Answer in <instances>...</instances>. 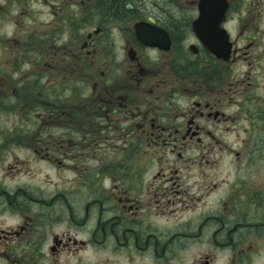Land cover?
<instances>
[{"label":"flooded vegetation","instance_id":"1","mask_svg":"<svg viewBox=\"0 0 264 264\" xmlns=\"http://www.w3.org/2000/svg\"><path fill=\"white\" fill-rule=\"evenodd\" d=\"M172 1L166 15L137 0H0L15 36L33 20L0 68L24 86L0 102H21L44 161L90 164L72 167L87 203L57 218L43 199L26 206L0 230L1 264H264V0H225L218 55L193 28L200 0ZM53 222L74 231L49 241Z\"/></svg>","mask_w":264,"mask_h":264},{"label":"rangeland","instance_id":"2","mask_svg":"<svg viewBox=\"0 0 264 264\" xmlns=\"http://www.w3.org/2000/svg\"><path fill=\"white\" fill-rule=\"evenodd\" d=\"M31 19H18L17 30L18 34L15 36L16 30L12 27L7 26L5 21H0V68L3 71H11L9 49L8 47L14 46H25L28 41L27 27H31ZM28 35V36H27ZM16 42H19L18 45ZM24 43V45H23ZM14 56H20V52L13 53ZM12 59V56H11ZM5 72L0 71V92L4 89L5 93L9 92L14 82L16 87L20 86L18 82V77L24 76V73L16 76L13 82L9 84L6 80H2L1 77L4 76ZM11 102H8V106L11 107ZM13 109L7 110V113L3 114L0 109V230L4 228H14L19 223V212L25 209L26 206H31L39 204L37 199H43L42 204L49 206L50 204L56 205L54 217L57 218L59 215H63L61 212V203L64 201L67 204L77 207L87 203L88 191L86 189H81L78 185V180L75 177V170H79V173L89 172L88 167L90 164L85 163V160L77 162V165L73 163L62 164H51L43 160L46 154L44 151V142L39 139L28 138V136H22L16 134V128L22 125L21 133H29L32 131L31 124H25L20 122V118H15ZM11 113V114H10ZM38 122L45 126L46 122H41L38 118ZM50 124V123H49ZM53 128V124L51 125ZM33 132V131H32ZM2 133L5 134L7 140L17 139L22 143L29 145L30 147H24L23 145H8V147H3L6 145L3 142ZM34 131L32 134H35ZM17 135V136H16ZM16 136V137H14ZM226 142L233 141L234 137L226 138ZM44 145V146H43ZM32 146V147H31ZM43 146V147H42ZM72 150H77V148H72ZM37 151L38 153H36ZM74 153V152H73ZM53 159H57L52 154H49ZM210 157H218L216 154ZM61 160H59L60 162ZM77 167L73 170L72 167ZM87 169V170H86ZM78 172V171H77ZM193 192H196L193 190ZM29 195L33 196L36 200L29 199ZM80 200V201H78ZM197 204L202 210V205L205 201L199 202ZM79 213H76L77 215ZM65 216V213H64ZM48 230L49 241L52 234H63L65 232H72L73 229L67 224H59L53 222ZM34 235V234H32ZM5 243L0 244V252H6ZM1 258V257H0ZM57 258L51 259L46 262V264H57ZM1 264V261H0Z\"/></svg>","mask_w":264,"mask_h":264},{"label":"water","instance_id":"3","mask_svg":"<svg viewBox=\"0 0 264 264\" xmlns=\"http://www.w3.org/2000/svg\"><path fill=\"white\" fill-rule=\"evenodd\" d=\"M226 9L227 3L225 0H200L199 17L193 25L202 43L217 55L218 51L216 49L223 45V39L227 41V34L221 28V22L223 21ZM137 31L139 34L140 28L138 26ZM215 40L219 41L216 42ZM228 48L229 46L227 45V51Z\"/></svg>","mask_w":264,"mask_h":264},{"label":"trees","instance_id":"4","mask_svg":"<svg viewBox=\"0 0 264 264\" xmlns=\"http://www.w3.org/2000/svg\"><path fill=\"white\" fill-rule=\"evenodd\" d=\"M137 2L140 4V5H143V4H146V5H154L155 4V7L157 10L163 12V14H171V13H174L175 12V6L173 4V1L172 0H137ZM119 5H121L119 2L118 3H115L114 6H113V9L116 8L118 9ZM112 9H110L109 11L106 10V12H111ZM115 11V9L113 10ZM112 11V12H113ZM24 85H20L19 87H23ZM25 91L27 90V87L26 88H23ZM6 102H0V106H1V109H2V113L5 114L6 112H3V111H7V108H9V104L8 102H11V107H10V110L13 109L14 111V116L15 118H20V122L21 123H26V117L23 116V114L21 113V110H20V106L19 104H21V102H19L17 99L14 100V99H5ZM24 111V110H22ZM22 129V125L17 127L16 128V134L18 135H22V136H26L28 133H21V130ZM33 199V200H36L35 198H33V196L29 195V199Z\"/></svg>","mask_w":264,"mask_h":264}]
</instances>
